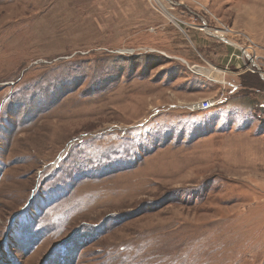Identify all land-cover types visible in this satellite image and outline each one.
Masks as SVG:
<instances>
[{"label":"rangeland","instance_id":"1","mask_svg":"<svg viewBox=\"0 0 264 264\" xmlns=\"http://www.w3.org/2000/svg\"><path fill=\"white\" fill-rule=\"evenodd\" d=\"M182 1L0 0V264H264V0Z\"/></svg>","mask_w":264,"mask_h":264},{"label":"built area","instance_id":"2","mask_svg":"<svg viewBox=\"0 0 264 264\" xmlns=\"http://www.w3.org/2000/svg\"><path fill=\"white\" fill-rule=\"evenodd\" d=\"M151 5L159 12L164 13L165 15H169L172 20H178L177 17L169 11V8L172 7L173 9L180 4H183V1H177V0H148ZM171 9V10H173ZM206 20L204 21V25L202 27L206 28ZM198 105V106H196ZM193 105L192 109L198 110V109H208L211 108L214 104L210 102L209 100L203 101L202 105L200 103Z\"/></svg>","mask_w":264,"mask_h":264},{"label":"bare ground","instance_id":"3","mask_svg":"<svg viewBox=\"0 0 264 264\" xmlns=\"http://www.w3.org/2000/svg\"><path fill=\"white\" fill-rule=\"evenodd\" d=\"M218 33L220 34V31H219V32H217V34H218ZM222 34L224 35V33H222V32H221V35H220V36H222ZM223 37H224V36H223ZM249 57H250V56H249Z\"/></svg>","mask_w":264,"mask_h":264}]
</instances>
